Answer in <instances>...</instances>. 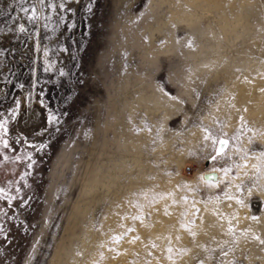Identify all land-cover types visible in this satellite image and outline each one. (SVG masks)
Here are the masks:
<instances>
[{"label":"rangeland","instance_id":"1","mask_svg":"<svg viewBox=\"0 0 264 264\" xmlns=\"http://www.w3.org/2000/svg\"><path fill=\"white\" fill-rule=\"evenodd\" d=\"M0 264H264V0H0Z\"/></svg>","mask_w":264,"mask_h":264},{"label":"built area","instance_id":"2","mask_svg":"<svg viewBox=\"0 0 264 264\" xmlns=\"http://www.w3.org/2000/svg\"><path fill=\"white\" fill-rule=\"evenodd\" d=\"M188 170L190 171V168Z\"/></svg>","mask_w":264,"mask_h":264}]
</instances>
